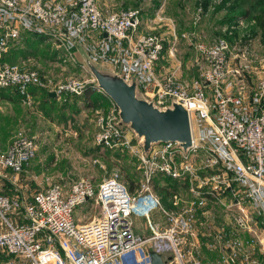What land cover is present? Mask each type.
<instances>
[{"label": "built area", "instance_id": "built-area-1", "mask_svg": "<svg viewBox=\"0 0 264 264\" xmlns=\"http://www.w3.org/2000/svg\"><path fill=\"white\" fill-rule=\"evenodd\" d=\"M201 14L197 6L194 23ZM247 25L243 20L226 24L221 36L207 42L183 32L197 55L194 75L186 78L181 64L157 69L165 55L175 60L179 39L163 6L142 16L138 8L102 9L98 0H0V58L30 32L53 40L64 63L84 68L75 52L84 37L95 42L91 33H96L97 48L86 53L90 60L127 83L136 82L137 92L160 109L181 103L192 130L185 150L176 141H162L146 152L142 138L121 124L111 100L92 109L94 141L126 149L137 159V186L130 191L114 173L98 184L87 178L60 180L29 195L7 193L36 151L33 138L19 132L0 149L4 264H151L150 251L172 252L180 264H264V74L248 95L243 81L258 58L251 39L247 43L241 33ZM28 84L45 85L38 68L0 60V88ZM85 88L69 78L55 93L79 96ZM158 177L178 183L169 191L168 205L155 190ZM90 201L101 212L83 222L75 210ZM219 209L225 217L221 223L214 214ZM155 212L163 225L152 222ZM138 217L149 234L135 231Z\"/></svg>", "mask_w": 264, "mask_h": 264}, {"label": "rangeland", "instance_id": "rangeland-1", "mask_svg": "<svg viewBox=\"0 0 264 264\" xmlns=\"http://www.w3.org/2000/svg\"><path fill=\"white\" fill-rule=\"evenodd\" d=\"M158 1L160 4L156 8L163 6L165 14L173 18L177 32L190 33V29L194 25L193 14L196 9L190 3L192 0ZM222 1L210 0L208 4H205V1L201 0L198 6L202 8V14L197 24L200 22L205 24L203 22V19L206 18L205 12L215 13ZM151 2V0H98V4L100 3L102 7L114 10L139 9L148 6ZM209 7H213V9L208 10ZM255 24L251 27L247 25V28L241 30V33L247 36L243 37L247 43L250 42V39L252 42L254 41V33L256 35L259 33L257 29H254ZM222 25L219 21L213 25H203L198 32L205 36L206 40L210 37L216 38L222 35ZM91 35L95 42L85 37L79 41L80 50L77 49L75 52L79 64L84 62L81 52L86 54L89 53L88 49L97 48L96 33H91ZM34 37L27 36L24 39L27 41L20 40L17 43H11L5 54L9 57V61L18 65L38 68L45 83L42 89L44 93H55L57 85L69 78L79 79L86 84V87L90 86L92 90H96L97 82L87 65L82 68L79 65L64 63L60 59L63 52L57 48L53 40L48 37L42 39L39 37L34 39ZM206 40L201 39V41L207 42ZM167 46L166 44L165 47L167 48ZM257 52L259 58L264 56V48ZM164 58L158 64V69L166 70L168 66L175 63L181 64L186 77H191L194 74L197 55L183 36H179L175 60L168 61L167 56V60ZM98 66L108 68L101 64ZM94 92L98 96L96 103H93L92 98L83 96L84 93L68 97L55 93V95H50L51 99L40 95L29 104H23L0 95V149L21 131L32 137L36 146L35 155L26 165L20 180L12 186L9 185L12 192L29 195L48 184L79 178H87L94 184H98L114 173H119L125 184L132 181L134 188L137 186L140 175L137 166L131 165L130 157L98 147L94 141L95 126L92 123V109L96 107L94 105L105 108L111 104V98L102 90ZM138 94L141 95L139 92ZM196 127L197 125L194 123L196 135H200L201 129ZM100 212L99 205L90 201L85 205L78 206L75 215L82 218L83 222H87L99 216ZM141 228L139 225L138 230ZM5 258L7 257L5 256ZM163 258L166 260V264H180L179 259H174L172 252H165ZM0 264H4V260L0 259ZM185 264L187 263L185 262Z\"/></svg>", "mask_w": 264, "mask_h": 264}, {"label": "water", "instance_id": "water-1", "mask_svg": "<svg viewBox=\"0 0 264 264\" xmlns=\"http://www.w3.org/2000/svg\"><path fill=\"white\" fill-rule=\"evenodd\" d=\"M104 36L106 34L104 33ZM83 59L101 89L116 104L121 124H127L142 138V147L148 151L153 143L176 141L185 150L192 143V130L187 109L174 102L160 109L139 95L136 82L127 83L118 73L99 67L84 52ZM50 95H55L52 92ZM151 264H166L159 253L150 251Z\"/></svg>", "mask_w": 264, "mask_h": 264}, {"label": "trees", "instance_id": "trees-1", "mask_svg": "<svg viewBox=\"0 0 264 264\" xmlns=\"http://www.w3.org/2000/svg\"><path fill=\"white\" fill-rule=\"evenodd\" d=\"M151 4L148 6H143L140 9V12L142 15L147 16L151 15L159 6V1L158 0H151ZM205 4H208L210 0H204ZM226 1L230 2V5L227 7L228 10L225 12L223 18L219 21L221 24H226V23H232L238 16H244L247 18H254L255 19V25L254 29H257L259 33L261 34V40L264 43V0H223L220 5H218V8H216V12H218L223 6ZM207 6V5H206ZM215 14V13H213ZM212 14V15H213ZM256 31V30H255ZM179 36H181L182 33H178ZM35 36L39 38H46L47 36L40 35V34H35V33H30V32H24L21 36L20 40H24L27 36ZM27 41V40H24ZM2 62L4 61H9V57H7V54H3L2 57L0 58ZM10 64H16L14 62H7ZM43 86L38 85V84H28L27 86L20 88L19 86H12L8 88H0V95L15 101H19L23 104H28V101L30 103L34 101L38 96L43 95L46 97V99H51L52 97L50 94L44 93L42 91ZM96 90H92L90 86H87L85 88V92L83 96H86V98H92L93 103H96V100L98 99L97 94H95ZM95 95H94V94ZM59 95L61 96H75L74 94H71L69 92H62ZM98 106V105H94ZM93 117V114H92ZM92 123H93V118H92ZM94 124V123H93ZM95 134V133H94ZM97 145V144H96ZM98 147L106 148L107 150H113L117 152L118 154L121 155H126L130 157V163L133 166H137V159L131 155V153L126 150V149H117V148H107L102 145H97ZM138 169V168H137ZM139 175H140V170L138 169ZM163 181L165 184L160 185V182ZM134 182L130 181L126 184L127 188L132 191L134 189ZM155 190L161 195L162 201L165 203L166 198L169 195L170 190H175L178 188V183L175 180L166 178V177H158L155 180L154 183ZM0 259L4 260L5 255L0 253Z\"/></svg>", "mask_w": 264, "mask_h": 264}, {"label": "crops", "instance_id": "crops-1", "mask_svg": "<svg viewBox=\"0 0 264 264\" xmlns=\"http://www.w3.org/2000/svg\"><path fill=\"white\" fill-rule=\"evenodd\" d=\"M198 0H192V2H190L194 8H196L199 4H200V1L197 2ZM101 4L99 3V7L102 8V9H107V10H114V9H109V8H104L102 7V5L100 6ZM230 5V2L229 1H226L224 3V6L218 11V12H215V14H208L206 13V18L205 20L203 19V22H205V24H202L201 22L200 23H194V25L192 26V29H190V33L191 35L193 36V38L195 40H206L205 39V36H202L200 34V32H198V30H201V26L203 25H207V24H211L213 25L215 22L217 21H220L225 12L228 10V6ZM193 10V8H192ZM193 12V11H192ZM215 15V16H214ZM144 16V15H142ZM147 16H150V15H147ZM208 17V18H207ZM243 20V22L247 25H250L249 27L253 26V24L255 23V19L254 18H247V17H244V16H238L232 23H235L237 21H241ZM226 24H229V23H226ZM225 23L222 25H226ZM221 26V27H222ZM190 27V26H189ZM214 29V27H213ZM161 30H164V28H162ZM212 37H210L208 40H210ZM206 40V41H208ZM253 42H252V49L255 51L256 55H257V58H258V61L254 64L255 66H251V69H252V72L250 73H246L245 74V78H244V81H243V86H244V91H246V93L248 95H252L253 94V91H254V87H255V84H256V80H257V77L261 76L262 74H264V56H261L260 58L258 57V52L261 48H264V43L262 42L261 40V34L260 33H254L253 34ZM233 41V40H232ZM167 52V51H166ZM165 52V53H166ZM165 58H166V55H165ZM164 58V59H165ZM167 60V58H166ZM168 61H171V60H168ZM161 62V61H160ZM159 62V63H160ZM172 65V64H171ZM157 69H158V66H157ZM183 70V69H182ZM158 71H162L160 69H158ZM182 75L183 77H186V75L184 74V70L182 71ZM194 75V74H193ZM189 77V76H188ZM187 78V77H186ZM235 87L238 88L239 85H237V82L235 81ZM7 193H12V191H10L9 189H7ZM161 196V195H160ZM168 197L166 198V202L164 203L165 205H168V201H167ZM215 216H216V222L217 223H221L225 220V217L223 215V212L219 209L216 213H214ZM141 219V220H139ZM151 219H152V222L156 225H163V218L159 215V213H153L152 216H151ZM140 224H139V223ZM142 223V224H141ZM140 225V227H142L140 230H138V226ZM143 225V226H142ZM135 230L137 231V233H139L141 236H144V235H147L149 234V229L144 221L143 218H135ZM5 260V259H4Z\"/></svg>", "mask_w": 264, "mask_h": 264}]
</instances>
